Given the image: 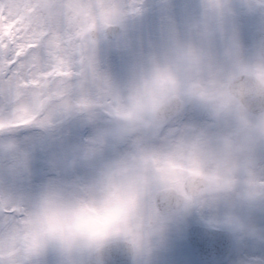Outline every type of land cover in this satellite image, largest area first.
<instances>
[{
  "label": "clouds",
  "instance_id": "1",
  "mask_svg": "<svg viewBox=\"0 0 264 264\" xmlns=\"http://www.w3.org/2000/svg\"><path fill=\"white\" fill-rule=\"evenodd\" d=\"M118 2L96 34L118 95L0 134V259L178 264L195 227L225 245L204 264H238L264 250V0Z\"/></svg>",
  "mask_w": 264,
  "mask_h": 264
},
{
  "label": "snow or ice",
  "instance_id": "2",
  "mask_svg": "<svg viewBox=\"0 0 264 264\" xmlns=\"http://www.w3.org/2000/svg\"><path fill=\"white\" fill-rule=\"evenodd\" d=\"M209 3L211 4L212 0H209ZM87 6L92 11L90 26L93 29L106 30L121 19L118 0H90ZM216 6L219 7L218 4ZM50 7L64 9L71 5L67 0H54ZM63 28L64 20L62 19L60 30L63 31ZM50 37L51 32H48L39 43H36L27 39L9 40L0 33V90L7 91L17 87L21 80L28 82L29 66L46 59L45 42ZM28 44L32 46L26 47ZM41 71L46 74L57 72L61 74L57 77L59 85L54 89H49L45 95L50 100L61 101L60 109L65 115H72L75 112L86 113V123H92L98 115V110L103 109L110 98L114 99L118 95V89L110 75L100 66L97 41L79 49L69 59H49ZM166 78L171 80V74H167ZM32 79L35 80V77ZM29 86L35 87L31 84ZM29 124H35L44 129L54 127L51 117L37 119L34 109H28L17 115L0 116V134ZM5 147L8 150H15L16 143L9 140ZM190 163L192 167L188 171L192 175H200L199 162L191 159ZM168 166L172 169L177 167L171 162ZM186 199L191 201L192 197L186 196ZM4 204L3 198H0V205ZM191 243L193 247L208 254L222 255L225 251L222 241L208 239L200 234L195 235ZM0 264H6L5 260L0 259ZM215 264H220V261H216ZM238 264H264V250L250 251L238 261Z\"/></svg>",
  "mask_w": 264,
  "mask_h": 264
},
{
  "label": "rangeland",
  "instance_id": "3",
  "mask_svg": "<svg viewBox=\"0 0 264 264\" xmlns=\"http://www.w3.org/2000/svg\"><path fill=\"white\" fill-rule=\"evenodd\" d=\"M53 2L0 0V33L9 40L27 39L39 43L46 33L51 32L50 39L45 42L46 59L29 66L28 82L21 80L17 87L0 90V116L17 115L41 107L42 101L48 98L45 94L49 89L59 85L57 77L61 75L59 72L46 74L41 71L42 67L49 59H69L76 51L94 42L88 37V31L93 29L90 26L92 11L87 6L90 0H67L71 7L64 9H53L50 7ZM62 19L63 31L60 30ZM30 84L35 87H30ZM172 255L178 264H199L193 258L185 238L177 242Z\"/></svg>",
  "mask_w": 264,
  "mask_h": 264
},
{
  "label": "water",
  "instance_id": "4",
  "mask_svg": "<svg viewBox=\"0 0 264 264\" xmlns=\"http://www.w3.org/2000/svg\"><path fill=\"white\" fill-rule=\"evenodd\" d=\"M96 34H97V33L94 32V31L90 32V35H91V37H92L93 39L97 38ZM197 234H199V232L195 229V227L190 228L188 234L186 235V239H187L188 244H189V246H190V248H191V251H192L193 254L196 256V258H197L199 261L204 262L205 259L207 258V253H206V252H203V251L200 250V249H197V248L193 247V245H192V243H191L193 237H194L195 235H197Z\"/></svg>",
  "mask_w": 264,
  "mask_h": 264
}]
</instances>
